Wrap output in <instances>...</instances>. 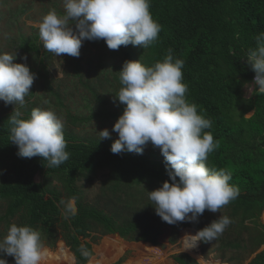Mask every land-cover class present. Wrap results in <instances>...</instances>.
Segmentation results:
<instances>
[{
    "label": "trees",
    "instance_id": "16d2710c",
    "mask_svg": "<svg viewBox=\"0 0 264 264\" xmlns=\"http://www.w3.org/2000/svg\"><path fill=\"white\" fill-rule=\"evenodd\" d=\"M88 3L89 14L72 20L73 35L64 30L67 48L74 52L69 63L75 75L82 77L83 72L77 63L76 35L96 51L88 61L89 76L107 73L102 72L107 48L110 57L120 61L112 76L120 100L117 109L111 107L109 97L97 94L98 85L85 83L92 98L100 102L99 115L93 118L123 121L140 103L169 138L185 141L179 130L184 126L199 144L191 143L190 162L175 164L140 156L112 142L77 140L64 129L58 134L41 106L23 110L24 102L35 95L34 88L14 93L16 100L11 101L18 109L0 115V202L5 206L0 224L3 231L13 230L9 240L13 251H0V259L11 252L8 264H31L42 237L50 243L59 238L58 227L64 230V240L78 264H86L92 254L91 242L82 240L101 229L128 241L156 244L164 227L175 232L195 225L204 241L221 233L219 244L224 249L241 248L244 234L255 229L248 243L260 248L264 245L260 221L264 212V91L254 88L247 97L244 88L264 74V0ZM25 45L34 55L52 58L53 47L45 54L37 37L26 44L22 40L20 47ZM45 70L43 87L62 108L51 74ZM157 94L168 99L167 113L154 106L152 98ZM66 112L72 126L84 121L69 109ZM139 128L133 126L136 131ZM106 169L109 173L100 193L119 205L120 211L113 213L84 202L79 186ZM37 174L40 182L35 180ZM71 199L76 200V213L68 207ZM215 207L228 215L217 220L204 216ZM235 224L238 228L233 232ZM173 259L177 264H198L187 254ZM249 264H264V250Z\"/></svg>",
    "mask_w": 264,
    "mask_h": 264
},
{
    "label": "rangeland",
    "instance_id": "374dc122",
    "mask_svg": "<svg viewBox=\"0 0 264 264\" xmlns=\"http://www.w3.org/2000/svg\"><path fill=\"white\" fill-rule=\"evenodd\" d=\"M86 14H89L88 0H0V115L13 114L12 111L18 109V104L11 101V99L16 100L17 96L14 93H22L25 88H34L36 93L24 102L26 106H23V110L41 106L54 122L58 134H61L64 129L77 140L112 142L128 150L136 151L140 156H150L159 160L167 159L175 164L190 162L187 155L192 149L194 150V146L199 144L193 139L192 130L189 127L178 126L179 130L181 129V135L186 139L180 143L176 142L163 133L162 126L158 128L155 126V117L151 112L147 115L144 105L140 103L123 121L102 116L93 118L99 115L97 106L100 102L92 98L93 95L87 90L85 83L89 80L98 85L97 94L101 97H109L111 107L117 109L120 100L116 95L117 84L112 76L117 73L116 69L120 66V61L118 58L110 57L111 49L107 48L105 49L106 57H104L106 62L102 72H107L105 75L108 79L105 75L100 76L99 71L96 77L89 76L88 61L94 59L96 51L87 44L88 40L76 35L77 63L83 72H81L82 77L75 75L76 71L69 63L70 56L74 52L67 48L64 30L73 35L72 20ZM36 37L42 52L45 53L49 46L53 47L52 58L49 61L45 55L37 56L32 51L25 50L26 45L20 47L22 40L26 44L30 40L34 41ZM45 68L51 74L52 85L63 103L62 108L57 106L55 96H51L49 90L43 87ZM253 89L252 83L245 86L244 91L247 97L251 95ZM141 95L150 97L147 93ZM152 99L154 106L160 112H168L170 104L166 96L157 94ZM67 109L84 121L75 126L69 124L66 119ZM90 118L91 120H87ZM134 125L139 126V130H134ZM107 176V171H99L89 183L80 182L79 186L84 192V202L95 205L107 213H113L120 211L119 205L110 202L108 196L100 193ZM35 179L39 182L41 176L37 175ZM145 195L151 196L149 193ZM45 196H47L46 193ZM68 207L74 212L77 211L74 201H71ZM4 211V203L0 202V217ZM222 215H228V212L218 207L204 213V216H210L216 220L221 219ZM260 221L264 225V212ZM248 225L254 228L253 225ZM235 228H238L236 224L233 226V232ZM3 230L4 225L0 224V249L9 243L11 232H13V230ZM58 231L59 238L53 243L42 237L34 248L32 260L30 256L28 257L31 264H70L72 261V264H78L71 248L64 240V230L58 227ZM184 231H178L174 244L171 243L174 235L170 227L163 228V233L158 237L155 245L150 242L120 239L116 237L117 235H104L100 230L91 233L90 237L82 241L92 243V257L87 264H176L172 257L181 253H188L199 264H213L212 260L224 264H249L258 253L264 250V245L253 249L251 243H248L251 235H256L255 229L244 234V244L238 249L221 247L219 244L221 233L210 236L204 241L199 232L198 235L194 230H188L183 234ZM2 232L5 234L2 235ZM187 240H192L186 243L187 249L193 247L187 250L190 253L184 250L183 242ZM193 251L194 253H191ZM67 254L71 256V259ZM0 264H4L1 259Z\"/></svg>",
    "mask_w": 264,
    "mask_h": 264
},
{
    "label": "clouds",
    "instance_id": "9594fccd",
    "mask_svg": "<svg viewBox=\"0 0 264 264\" xmlns=\"http://www.w3.org/2000/svg\"><path fill=\"white\" fill-rule=\"evenodd\" d=\"M263 65V67H264V63L262 64ZM264 71V70H263ZM257 76H261V77H264V74L263 75H257ZM256 77V76H255ZM255 77H254V79H255ZM253 79V81L251 82L253 85H254V88H257L258 90H260V91H264V88H261V86L260 85H258L256 82H255V80ZM109 119H111V118H109ZM115 120V119H114ZM151 158H153V157H151ZM101 171H107L108 173H109V171L106 169V170H101ZM99 172V171H98ZM37 175H40V174H37ZM36 175V176H37ZM36 176H35V178H36ZM41 176V175H40ZM108 177V176H107ZM36 180V179H35ZM41 180H42V178H41ZM40 180V181H41ZM39 181V182H40ZM71 201H74L75 202V204H76V200L75 199H71L70 201H69V203L71 202ZM88 204V203H87ZM95 206V205H94ZM76 207H77V204H76ZM74 212V211H73ZM77 212V211H76ZM76 212H74V213H76ZM224 215H222V217H223ZM221 217V218H222ZM194 226V227H193ZM183 230H194L197 234H198V232L200 233V235L202 236V234H201V232L198 230V228L195 226V225H189V226H184V227H182V228H180L178 231H183ZM100 231H102V229L100 230ZM178 231L176 230L175 232H173V239L171 240V243L172 244H174L175 243V237H176V235H177V233H178ZM96 232V231H95ZM94 233V232H93ZM104 235H106V234H104ZM109 235H117L116 237H118V238H120V239H122V237L119 235V234H109ZM199 235V234H198ZM200 238V237H199ZM202 238H203V236H202ZM85 239H87V238H85ZM124 239V238H123ZM126 240V239H125ZM87 242H89V241H87ZM151 243V242H150ZM92 244V243H91ZM153 244V243H152ZM183 244H184V250H186L185 248H186V245H185V243L183 242ZM153 245H155V244H153ZM198 245V244H197ZM4 250H9V251H13L12 249H10L9 248V243L6 245V246H4L2 249H0V251H4ZM72 250V249H71ZM34 251V250H33ZM187 251V250H186ZM72 252H73V255H74V257L76 258V255H75V253H74V251L72 250ZM187 252H189V251H187ZM201 252V251H200ZM2 253V252H1ZM0 253V254H1ZM190 253V252H189ZM10 254H12L11 252H5L4 253V255H3V259H1L2 261H4V264H8L7 263V260H8V258H9V255ZM181 254H187V255H189L188 253H181ZM32 256H33V254H32ZM190 257H192L191 255H189ZM91 257H92V254H91V256H90V258H89V260H88V262L90 261V259H91ZM195 257V256H194ZM203 257V256H202ZM256 257V256H255ZM254 257V258H255ZM173 258V257H172ZM193 258V257H192ZM195 258H197V257H195ZM194 259V258H193ZM174 260V259H173ZM77 261V260H76ZM87 262V263H88ZM174 262H175V260H174ZM86 263V264H87ZM176 263V262H175ZM212 263L213 264H224V263H220V262H217L216 260L215 261H213L212 260ZM177 264V263H176ZM199 264V263H198Z\"/></svg>",
    "mask_w": 264,
    "mask_h": 264
},
{
    "label": "built area",
    "instance_id": "2783aa9c",
    "mask_svg": "<svg viewBox=\"0 0 264 264\" xmlns=\"http://www.w3.org/2000/svg\"><path fill=\"white\" fill-rule=\"evenodd\" d=\"M254 80L258 85L264 87V77L256 76Z\"/></svg>",
    "mask_w": 264,
    "mask_h": 264
},
{
    "label": "bare ground",
    "instance_id": "6f19581e",
    "mask_svg": "<svg viewBox=\"0 0 264 264\" xmlns=\"http://www.w3.org/2000/svg\"><path fill=\"white\" fill-rule=\"evenodd\" d=\"M189 241H192V240H187L186 242H185V245H186V247H187V242H189ZM190 249H193V247H190ZM190 249H187L186 248V250H190ZM151 250V249H150ZM195 252H198L197 250H194ZM194 251L193 252H191V253H194ZM190 252V251H189ZM200 256V255H199ZM201 257V256H200Z\"/></svg>",
    "mask_w": 264,
    "mask_h": 264
}]
</instances>
